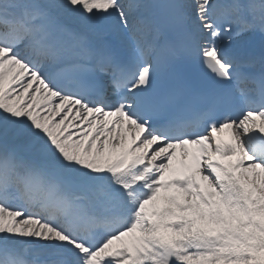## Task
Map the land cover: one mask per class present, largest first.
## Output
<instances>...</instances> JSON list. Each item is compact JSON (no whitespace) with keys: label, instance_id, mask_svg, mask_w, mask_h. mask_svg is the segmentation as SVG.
<instances>
[{"label":"snow or ice","instance_id":"obj_1","mask_svg":"<svg viewBox=\"0 0 264 264\" xmlns=\"http://www.w3.org/2000/svg\"><path fill=\"white\" fill-rule=\"evenodd\" d=\"M0 264H264V0H0Z\"/></svg>","mask_w":264,"mask_h":264}]
</instances>
